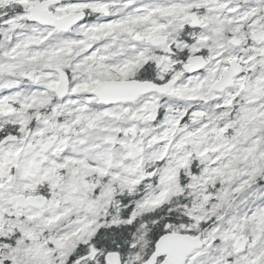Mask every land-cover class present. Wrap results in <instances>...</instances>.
Masks as SVG:
<instances>
[{"label": "snow or ice", "instance_id": "obj_1", "mask_svg": "<svg viewBox=\"0 0 264 264\" xmlns=\"http://www.w3.org/2000/svg\"><path fill=\"white\" fill-rule=\"evenodd\" d=\"M0 264H264V0H0Z\"/></svg>", "mask_w": 264, "mask_h": 264}]
</instances>
